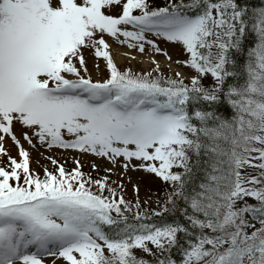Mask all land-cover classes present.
<instances>
[{
  "label": "snow or ice",
  "instance_id": "1",
  "mask_svg": "<svg viewBox=\"0 0 264 264\" xmlns=\"http://www.w3.org/2000/svg\"><path fill=\"white\" fill-rule=\"evenodd\" d=\"M149 33L187 83L118 67L106 36L171 60ZM22 141L154 174L164 201L141 211L79 160L41 178ZM0 157V264H264V0H0Z\"/></svg>",
  "mask_w": 264,
  "mask_h": 264
},
{
  "label": "rangeland",
  "instance_id": "2",
  "mask_svg": "<svg viewBox=\"0 0 264 264\" xmlns=\"http://www.w3.org/2000/svg\"><path fill=\"white\" fill-rule=\"evenodd\" d=\"M153 7L163 6L166 0H150ZM120 9L118 7L114 8L111 12L113 15H118ZM138 14V13H134ZM131 28V26H128ZM149 39L156 41L160 49L166 52L168 56L171 57L169 60L162 53L155 52L151 46L145 45L144 53H140L137 49H130L127 45H121L114 39L110 37H105L111 46V53L113 55L114 61L121 70L131 69L133 73H147L153 70L155 65L153 64V59L159 63L160 69L158 72L153 71V74L161 73L164 75H170L176 77V73L179 72L185 77V80L192 74V70L185 67L183 64L176 63V61H183L187 59L186 54L182 46L179 43H173L165 41L161 38L155 37L152 34H147ZM85 57L87 60L88 74L91 76L93 81L104 80L107 78L108 73L105 67V62L103 59H94L91 51H85ZM133 57H135L133 59ZM99 65L97 68L95 65ZM83 74V73H82ZM205 81L211 83V77L209 76ZM17 135L19 136V126L16 127ZM24 147L29 149L31 153V168L37 172L42 173L44 168H48L53 164L46 157L51 156L57 161L64 164V167L75 166V160H79L82 165V170L95 175L96 178H102L105 175L109 176V183L111 187L116 188L118 184H123V189L117 188V191L122 194L130 203H135L138 199L141 203V211L156 209L158 207V201L163 202L165 198V192L168 190V185L163 183L154 174L147 173L143 170H132L131 168L124 171L117 163L115 166L106 158H101L88 153H80L79 151L72 149H47L41 147L37 144V149H30L26 142ZM5 147L8 149L9 155L19 159L17 149L10 139L6 140ZM96 164V169L93 170L92 164ZM134 164H138L139 161H133ZM7 164V157H0V166H5ZM106 169H112V171L106 172ZM115 182V183H113ZM138 186L139 192L134 191L133 186ZM250 203L254 201L250 200ZM137 255H142V253H137ZM44 264H67L62 258H56L53 256H41L40 257ZM151 259V257H149Z\"/></svg>",
  "mask_w": 264,
  "mask_h": 264
},
{
  "label": "trees",
  "instance_id": "3",
  "mask_svg": "<svg viewBox=\"0 0 264 264\" xmlns=\"http://www.w3.org/2000/svg\"><path fill=\"white\" fill-rule=\"evenodd\" d=\"M186 2H187V0H186ZM252 2H254V3H259V0H252ZM164 5V4H163ZM249 43H250V41H249ZM152 75H153V77H156V76H160V75H162L163 77H165V78H176V77H172V76H170V75H164V74H161V73H157V74H153L152 73ZM185 82L187 83L188 81L187 80H185ZM229 82H231V81H229ZM203 83L205 84V85H208V84H210L208 81H203ZM60 164H63V163H61V162H59ZM64 165V164H63ZM55 165H52V166H50V167H48V170L49 171H54L55 170ZM66 168V170H68V171H71L73 168H75V166H71V168H69V167H65ZM40 171H43V170H39V172ZM86 175H90V176H92V178L93 179H98V178H96L95 177V175H92L91 173H89V172H87V171H84V170H82ZM40 174V176H41V178H43V172L42 173H39ZM93 190H95V189H93ZM105 195H108V193L107 192H105ZM158 208V207H157ZM168 219L169 220H171L172 219V217L171 216H169L168 217Z\"/></svg>",
  "mask_w": 264,
  "mask_h": 264
}]
</instances>
